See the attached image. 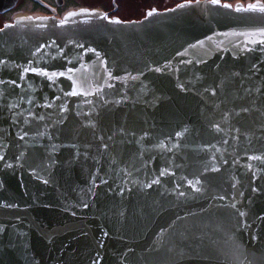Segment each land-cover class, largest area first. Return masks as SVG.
Wrapping results in <instances>:
<instances>
[{
  "label": "water",
  "instance_id": "1",
  "mask_svg": "<svg viewBox=\"0 0 264 264\" xmlns=\"http://www.w3.org/2000/svg\"><path fill=\"white\" fill-rule=\"evenodd\" d=\"M254 3L0 29V264H264Z\"/></svg>",
  "mask_w": 264,
  "mask_h": 264
},
{
  "label": "flooded vegetation",
  "instance_id": "2",
  "mask_svg": "<svg viewBox=\"0 0 264 264\" xmlns=\"http://www.w3.org/2000/svg\"><path fill=\"white\" fill-rule=\"evenodd\" d=\"M203 0H0V29L20 15L31 17H61L71 10H98L109 18L121 21H138L146 13L165 11L183 2ZM234 5L256 0H219ZM264 4V0H260Z\"/></svg>",
  "mask_w": 264,
  "mask_h": 264
},
{
  "label": "snow or ice",
  "instance_id": "3",
  "mask_svg": "<svg viewBox=\"0 0 264 264\" xmlns=\"http://www.w3.org/2000/svg\"><path fill=\"white\" fill-rule=\"evenodd\" d=\"M211 3L213 5H217L219 3V0H211ZM224 8H229L230 5L228 4H224L222 5ZM178 7H184V5H178ZM237 12H254V13H260V14H264V4H261V3H254V4H249L246 8H241V7H237L235 9ZM154 11V10H153ZM153 11H150L148 12V16H152L153 15ZM103 19H107V17H102ZM113 23H117L119 24L120 21L119 20H115V21H111ZM250 35H257L256 33H252ZM259 36L261 37H264V30H261L259 33H258ZM251 43H260V44H264V40H259V41H256V40H252L250 41ZM29 69L26 68L25 69V72H28ZM31 71H33L36 75H39V76H45V77H48L49 80H52L54 77L57 76V73L55 72H52V73H49L47 71H41L40 69L38 68H33L31 69ZM69 71H71V69H69ZM157 72L160 71L159 68L156 69ZM59 75H63V73H60ZM24 77L21 76V79H23ZM69 79H71V77H69ZM132 79H136V77H132ZM19 86V85H17ZM67 95H77L76 91H75V88H73V91L70 92V93H67ZM50 105H45V107H48ZM41 119H43V117H41ZM181 134L180 133H177V136L179 137ZM21 139H23V137H21ZM0 159H3V157H0ZM249 159H255V160H260L261 157L259 156H250ZM163 171L161 172V175H163ZM153 184H157L159 183L158 180H154L152 181ZM197 183H199V181H197ZM241 216L244 215L243 212L240 213Z\"/></svg>",
  "mask_w": 264,
  "mask_h": 264
}]
</instances>
